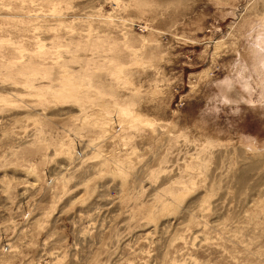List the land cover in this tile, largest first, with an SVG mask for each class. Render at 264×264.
Listing matches in <instances>:
<instances>
[{
	"label": "rangeland",
	"instance_id": "rangeland-1",
	"mask_svg": "<svg viewBox=\"0 0 264 264\" xmlns=\"http://www.w3.org/2000/svg\"><path fill=\"white\" fill-rule=\"evenodd\" d=\"M261 33L264 0H0V264H264Z\"/></svg>",
	"mask_w": 264,
	"mask_h": 264
},
{
	"label": "clouds",
	"instance_id": "clouds-1",
	"mask_svg": "<svg viewBox=\"0 0 264 264\" xmlns=\"http://www.w3.org/2000/svg\"><path fill=\"white\" fill-rule=\"evenodd\" d=\"M259 67L261 71L242 80H233V89L238 90L246 99L250 98L251 107H264V103H261L264 101V62Z\"/></svg>",
	"mask_w": 264,
	"mask_h": 264
},
{
	"label": "bare ground",
	"instance_id": "bare-ground-1",
	"mask_svg": "<svg viewBox=\"0 0 264 264\" xmlns=\"http://www.w3.org/2000/svg\"><path fill=\"white\" fill-rule=\"evenodd\" d=\"M261 61H263V60H261ZM264 62V61H263Z\"/></svg>",
	"mask_w": 264,
	"mask_h": 264
}]
</instances>
